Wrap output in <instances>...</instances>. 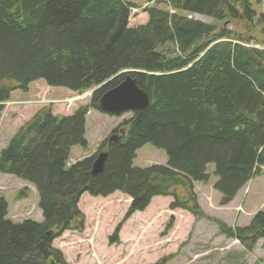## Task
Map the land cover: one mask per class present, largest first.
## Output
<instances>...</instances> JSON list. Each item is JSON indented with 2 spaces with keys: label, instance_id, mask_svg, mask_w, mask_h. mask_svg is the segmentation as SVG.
<instances>
[{
  "label": "trees",
  "instance_id": "16d2710c",
  "mask_svg": "<svg viewBox=\"0 0 264 264\" xmlns=\"http://www.w3.org/2000/svg\"><path fill=\"white\" fill-rule=\"evenodd\" d=\"M144 2L149 3L145 19L137 21L130 11ZM260 2L0 0V114L17 91L44 97L93 90L87 103L73 110L42 103L16 108L21 125L0 151V173L34 186L42 220L12 222L0 197V264H70L52 241L65 230H83L77 204L85 192L128 195L125 219L143 211L152 197L166 195L174 196L171 209L202 218L192 182L208 181L210 165L221 204L260 174L264 50L248 44L253 37L224 26L244 23L264 36V15L254 8ZM126 73L147 93L148 105L111 131L115 139L104 138L96 153L67 166L73 146L87 148V110L97 109L102 94ZM147 143L164 149L166 165L132 166L136 151ZM102 150L107 157L93 175L92 163ZM184 190L190 198L178 194ZM214 222L220 234L247 251L259 239L264 247V211L246 226ZM120 228L110 243L119 241Z\"/></svg>",
  "mask_w": 264,
  "mask_h": 264
},
{
  "label": "rangeland",
  "instance_id": "374dc122",
  "mask_svg": "<svg viewBox=\"0 0 264 264\" xmlns=\"http://www.w3.org/2000/svg\"><path fill=\"white\" fill-rule=\"evenodd\" d=\"M145 5L147 3L144 2L139 8L131 9L133 19H145ZM158 7L168 9L164 4H159ZM254 8L258 14L264 15V0L258 5L254 4ZM184 14L215 24L211 18L203 15ZM224 26L235 34L253 37L255 40L248 44L264 50V36L251 30V27L244 23H228ZM92 91L44 97L18 91L11 94L10 100L4 102V109L0 114V151L21 125L15 119L16 108H21L24 104L42 103L61 105L73 110L86 104ZM131 114L132 111H126L120 115H109L89 108L84 117L87 148L75 146L71 150L69 162L97 152L102 140ZM152 165H166V153L164 149L147 143L136 151L132 166L147 168ZM212 171L213 166L210 165L207 170L208 181L192 182V192L205 218L194 217L185 209H171L174 196L166 195L152 197L143 211H135L125 219L131 202L128 195L115 191L105 197H93L84 193L78 203L84 218L83 231L67 230L56 236L52 245L60 249L66 261L71 264H158L165 258L163 264H264L262 241L258 240L254 248L247 251L237 239L225 238L219 234L214 222L219 220L227 226H244L255 212L264 211V168L260 175L252 178L227 204H221V196L213 188L215 177ZM21 190L24 197L20 194ZM178 194L190 198L186 190ZM0 197L8 204L9 219L15 222L27 218L40 221L37 192L32 185L13 175L0 173ZM118 225L121 227L119 241L110 243L109 237Z\"/></svg>",
  "mask_w": 264,
  "mask_h": 264
},
{
  "label": "water",
  "instance_id": "95a60500",
  "mask_svg": "<svg viewBox=\"0 0 264 264\" xmlns=\"http://www.w3.org/2000/svg\"><path fill=\"white\" fill-rule=\"evenodd\" d=\"M127 71H122L125 73ZM149 103L147 93L136 85L130 74H125L124 79L115 87L105 91L98 101V110L109 115H120L126 111H139ZM107 153L102 151L97 154L92 163L93 175L102 170Z\"/></svg>",
  "mask_w": 264,
  "mask_h": 264
}]
</instances>
